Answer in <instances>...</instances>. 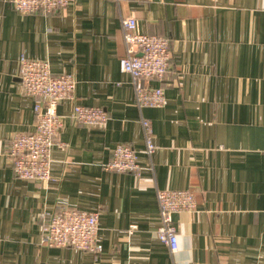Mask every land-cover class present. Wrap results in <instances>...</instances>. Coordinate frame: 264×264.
I'll return each instance as SVG.
<instances>
[{
  "label": "crops",
  "instance_id": "1",
  "mask_svg": "<svg viewBox=\"0 0 264 264\" xmlns=\"http://www.w3.org/2000/svg\"><path fill=\"white\" fill-rule=\"evenodd\" d=\"M11 1L0 0V264H264V0H75L31 15ZM130 17L170 42L164 81L144 82L163 87L161 109H140L121 72ZM22 57L77 81L75 99L58 107L48 182L17 178L7 154L12 137L35 130ZM76 105L105 109L107 125H78ZM119 144L137 152L140 175L105 169ZM159 190H192L197 200L196 211L173 217L175 254L158 237ZM63 208L100 213L99 255L41 245Z\"/></svg>",
  "mask_w": 264,
  "mask_h": 264
},
{
  "label": "built area",
  "instance_id": "2",
  "mask_svg": "<svg viewBox=\"0 0 264 264\" xmlns=\"http://www.w3.org/2000/svg\"><path fill=\"white\" fill-rule=\"evenodd\" d=\"M75 0H12L20 14H53L69 7ZM126 57L120 69L132 78L135 102L140 109H161L166 105L163 87L145 85L144 82L164 81L171 68L172 53L168 39L147 35L138 30L134 17L122 21ZM19 79L26 95L36 99L34 105L35 130L12 137L7 154L14 175L21 180L51 181L52 151L58 145L62 130V117L58 107L75 99L77 81L73 75L54 76L45 60H20ZM73 120L81 126L103 128L109 114L103 108L76 105ZM145 132L146 153L156 151L151 121L142 120ZM105 169L114 173L140 175L142 168L137 152L129 145L119 144L112 151ZM161 225L158 237L171 253L179 249L178 232L173 217L192 213L197 200L192 190H159L157 192ZM135 226L130 227L132 233ZM100 213L77 209H61L53 214L43 228L41 245L49 248H73L99 255L103 246L99 240Z\"/></svg>",
  "mask_w": 264,
  "mask_h": 264
}]
</instances>
